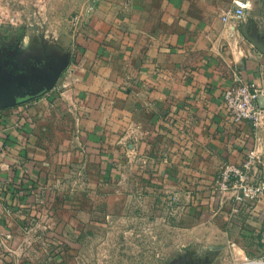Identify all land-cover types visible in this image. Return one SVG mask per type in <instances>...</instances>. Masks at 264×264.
<instances>
[{
	"label": "crops",
	"instance_id": "crops-1",
	"mask_svg": "<svg viewBox=\"0 0 264 264\" xmlns=\"http://www.w3.org/2000/svg\"><path fill=\"white\" fill-rule=\"evenodd\" d=\"M235 6V0H94L78 36V62L63 84V108L75 111L71 136L78 151L108 145V156L116 158L117 147L127 143L126 152L151 165L156 189L203 205L224 240L212 249L211 264L260 257L264 230V195L241 206L216 187L225 161L241 162L250 150L264 159V93L258 127L234 121L223 99L236 75L264 89V35L244 21L261 2L250 0L246 16L225 22ZM47 99L26 110H0V191L29 169L35 174L50 152L42 128ZM70 116L62 117L66 128ZM1 197V207L11 206Z\"/></svg>",
	"mask_w": 264,
	"mask_h": 264
},
{
	"label": "rangeland",
	"instance_id": "rangeland-1",
	"mask_svg": "<svg viewBox=\"0 0 264 264\" xmlns=\"http://www.w3.org/2000/svg\"><path fill=\"white\" fill-rule=\"evenodd\" d=\"M252 1L261 6L244 21L264 35V0ZM93 2L0 0V110H26L45 95L50 104L42 106L50 152L35 174L1 187L11 206L0 205V264H211L224 240L203 205L156 189L151 165L127 143L117 144L116 158L108 145L105 153L86 145L83 155L71 136L75 111L63 108V84Z\"/></svg>",
	"mask_w": 264,
	"mask_h": 264
},
{
	"label": "built area",
	"instance_id": "built-area-1",
	"mask_svg": "<svg viewBox=\"0 0 264 264\" xmlns=\"http://www.w3.org/2000/svg\"><path fill=\"white\" fill-rule=\"evenodd\" d=\"M235 3V7L224 13L225 22L246 16L249 0H235ZM263 93V88L236 75L224 91V104L234 121H249L258 127L262 118L258 101ZM216 187L222 192H230L241 206L254 204L264 195V159L255 150H250L241 162L225 161L216 178ZM260 247V257L250 259L249 264H264V230Z\"/></svg>",
	"mask_w": 264,
	"mask_h": 264
}]
</instances>
